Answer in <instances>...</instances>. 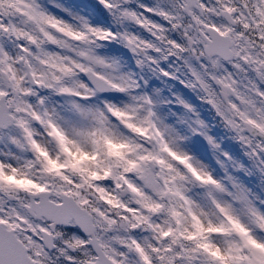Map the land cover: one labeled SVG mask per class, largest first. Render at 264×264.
<instances>
[{
    "label": "snow or ice",
    "instance_id": "1",
    "mask_svg": "<svg viewBox=\"0 0 264 264\" xmlns=\"http://www.w3.org/2000/svg\"><path fill=\"white\" fill-rule=\"evenodd\" d=\"M0 264H264V0H0Z\"/></svg>",
    "mask_w": 264,
    "mask_h": 264
},
{
    "label": "rangeland",
    "instance_id": "2",
    "mask_svg": "<svg viewBox=\"0 0 264 264\" xmlns=\"http://www.w3.org/2000/svg\"><path fill=\"white\" fill-rule=\"evenodd\" d=\"M67 2L70 4H81L88 2V0H67Z\"/></svg>",
    "mask_w": 264,
    "mask_h": 264
}]
</instances>
